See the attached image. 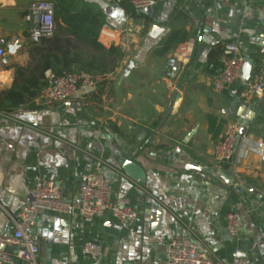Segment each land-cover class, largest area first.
<instances>
[{
    "label": "crops",
    "instance_id": "obj_1",
    "mask_svg": "<svg viewBox=\"0 0 264 264\" xmlns=\"http://www.w3.org/2000/svg\"><path fill=\"white\" fill-rule=\"evenodd\" d=\"M32 1L0 0V37L23 44L0 67V91L12 86L16 65L32 63ZM52 1L63 42L96 40L120 54L104 82L72 101L52 102L45 88L35 107L0 112V235H11L37 186L55 182L74 202L82 176L102 168L112 202L132 207L136 220L47 211L33 229L40 264H168L174 239L225 262L264 264V95L242 97L241 84L213 87L225 43L252 58V70L264 66V0H157L136 16L124 0ZM232 123L240 125L235 157L221 164L215 146ZM231 211L242 215L235 236ZM87 241L103 254L84 255Z\"/></svg>",
    "mask_w": 264,
    "mask_h": 264
},
{
    "label": "built area",
    "instance_id": "obj_2",
    "mask_svg": "<svg viewBox=\"0 0 264 264\" xmlns=\"http://www.w3.org/2000/svg\"><path fill=\"white\" fill-rule=\"evenodd\" d=\"M120 1V0H118ZM157 0H132L137 11L152 7ZM56 4L52 0H35L27 8L25 18L30 23V40L33 44L43 38L52 37L56 32ZM202 41L203 36L197 38ZM7 39L0 37V61L6 55ZM245 59L234 42L225 43L222 53V68L214 77L213 87L218 92L242 85L241 96L245 98L264 95V66L252 70L248 80L244 79ZM47 98L56 103L74 100L82 90L95 89L106 75L87 71L47 76ZM240 134V125L229 124L222 139L215 146V159L218 163L231 162ZM263 147V143H260ZM47 211L72 214L78 212L87 222L110 212L114 219L132 224L137 212L130 206L117 205L112 202V187L105 171L98 168L82 176L78 199L74 202L66 199L62 187L55 182H46L31 191V201L22 209L15 221L11 235H0V246L13 245L16 253L0 249V264H40L39 244L33 234L39 218ZM242 225V215L231 211L227 215L229 232L235 236ZM82 252L89 257L101 256L104 246L98 242L87 241ZM168 264H249L246 257L237 256L231 261H222L211 256L207 249L191 239H174L168 249Z\"/></svg>",
    "mask_w": 264,
    "mask_h": 264
},
{
    "label": "trees",
    "instance_id": "obj_3",
    "mask_svg": "<svg viewBox=\"0 0 264 264\" xmlns=\"http://www.w3.org/2000/svg\"><path fill=\"white\" fill-rule=\"evenodd\" d=\"M61 2L68 3L66 0ZM123 3L136 16L138 11L132 0H124ZM94 21L102 24L98 15H95ZM55 34L33 45L30 66H15L16 77L12 86L0 91V112H13L25 106L35 107V98L49 85V71L56 76L82 71L106 75L115 69L120 54L118 47L106 48L96 40L85 44L63 42Z\"/></svg>",
    "mask_w": 264,
    "mask_h": 264
},
{
    "label": "water",
    "instance_id": "obj_4",
    "mask_svg": "<svg viewBox=\"0 0 264 264\" xmlns=\"http://www.w3.org/2000/svg\"><path fill=\"white\" fill-rule=\"evenodd\" d=\"M151 10H152V7H147L145 9H143L142 12L143 13H150ZM160 29H161V27H159L158 25L153 26V32H156ZM22 45L23 44L19 38H15V39L8 41L7 42V48H8L9 54L6 58L3 59V62L0 61V67H1L2 63H8V61L10 59V55L16 54L19 51V49L22 47ZM253 63H254V61L252 58H249V57L245 58L243 76H244V79H246V80H248L251 76ZM132 64H133V62H132ZM248 124H249V120L247 119L243 125L242 130H245L248 127Z\"/></svg>",
    "mask_w": 264,
    "mask_h": 264
},
{
    "label": "bare ground",
    "instance_id": "obj_5",
    "mask_svg": "<svg viewBox=\"0 0 264 264\" xmlns=\"http://www.w3.org/2000/svg\"><path fill=\"white\" fill-rule=\"evenodd\" d=\"M9 80V79H8Z\"/></svg>",
    "mask_w": 264,
    "mask_h": 264
}]
</instances>
